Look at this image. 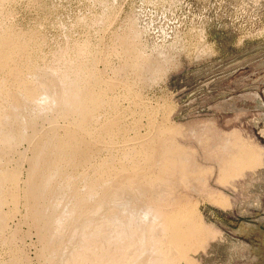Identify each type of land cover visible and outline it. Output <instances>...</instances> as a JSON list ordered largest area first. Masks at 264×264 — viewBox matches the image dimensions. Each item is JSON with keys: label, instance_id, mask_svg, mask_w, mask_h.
I'll list each match as a JSON object with an SVG mask.
<instances>
[{"label": "rangeland", "instance_id": "374dc122", "mask_svg": "<svg viewBox=\"0 0 264 264\" xmlns=\"http://www.w3.org/2000/svg\"><path fill=\"white\" fill-rule=\"evenodd\" d=\"M1 1L0 35L11 32L21 52L0 65V90L10 91H0V113L23 99L26 115L40 107L43 117L26 129L28 139L0 156V174L15 170L18 180L2 186L0 264H50L59 244L77 253L75 264H137L136 245L112 255L116 226L106 220L115 215L121 226L138 225L147 210L169 213L176 233L168 238L182 242L167 239L146 257L161 255L168 264H264V0ZM67 67L80 69L81 94L96 90L86 100L98 107L81 127L75 115L47 107L37 76ZM28 85L39 92L30 96ZM49 130L59 138L76 130L79 147L71 149L78 159L53 158L67 177L52 183L59 199L51 203L70 222L84 199L79 223L90 218L109 226L96 232L105 241L96 253L100 262L81 258L89 233L75 247L68 235L55 237L33 218L31 170ZM122 190L118 208L98 213L108 195Z\"/></svg>", "mask_w": 264, "mask_h": 264}, {"label": "bare ground", "instance_id": "6f19581e", "mask_svg": "<svg viewBox=\"0 0 264 264\" xmlns=\"http://www.w3.org/2000/svg\"><path fill=\"white\" fill-rule=\"evenodd\" d=\"M1 2H3V1H1ZM4 33H6V32H4ZM10 34H11V32H10ZM10 34L0 35V65L3 66V67H7L9 65V60H10V58H12V56H14V57L16 55L19 56L20 55V52H21V50L18 49V46L15 44L16 43L15 42L16 41V39H15L16 37H14L15 40H14V43L13 44H12V42H10V40L13 39L12 38L13 36L11 37L12 34L11 35ZM28 55H30V54H28ZM81 63H82V61H81ZM69 64H71V63H69ZM67 68H69V67H67ZM77 68L74 67V68H69L67 70H59V68H58V69H56L53 72H48V71L47 72L46 71L45 72H41V73L37 74V76L40 79L41 83L46 88V89L45 88L44 89H45V93L47 94V98L44 100V103L47 105V107L49 109H51V110H54V112H55L56 115H64V116H67V115H69V116L70 115H75V117H77L76 118L77 119V125L81 127L82 126V123L83 124H86V123L83 122V120L89 122V120H86L87 119V116L92 115L95 112V110H96V108L98 106H95L94 105L96 102L94 104H90L88 102V99L86 100V97H88V96H91V97L96 96V93H95L96 90L94 92H89V93L87 92L88 95H86V96L83 95V94H86V93H84V92H83V94L80 93V90H82V89L79 90V87L81 86V83L79 81L80 77L78 79L79 70L80 69H77ZM90 77H91V75H90ZM88 81H89V79H88ZM98 81H100V80H98ZM24 84H25V82H24ZM44 86H42V87H44ZM83 86L85 87V84ZM38 88L37 87H34V86L31 87V86L28 85L27 90L29 91V95L32 96L36 92H39L38 91ZM92 88L93 87H91V89ZM95 88H97V87L95 86ZM1 90H3V89H1ZM5 90H3V91H5ZM16 90H18V89H16ZM103 90H104V88H103ZM92 91H93V89H92ZM5 92L7 94L10 91H8V92L5 91ZM16 93H17V91H16ZM99 97H101V96H99ZM102 99H104V98H102ZM95 100H101V99H95ZM89 101H91V100H89ZM102 102H103V100H102ZM36 108H37L36 111L33 110V113H31V114L30 113L29 114L27 113V115H26L25 114V109H26V107H25V101L23 99H18L17 101H15L13 103L11 102V104L9 106V110L3 111V112L0 113V121L3 123L2 129L0 128L1 129L0 130V142H1L0 143V156H2L7 151V149L9 150V148H12L14 146V143L15 142L27 138L26 129L28 127L32 128V127H35L36 126L35 125V122L37 121V119H39L42 116L41 115V108L40 107H36ZM114 109H116V107ZM92 117L90 116V118H92ZM7 119H10L11 122L8 123L7 122ZM53 129H55V128H53ZM75 131H72V133H69V134L67 133L68 134L67 137L59 138V137L56 136V133L54 131H52V133H51L50 130H49V132L51 134L50 133H48V134H50V136L47 134L49 137L46 136L47 137L46 139L45 138H42V141L39 142L37 144V146H36L37 149L35 148L36 149V153H35L36 155H35V158H34L33 168L31 167L32 168V170H31V176L33 178L32 179L33 182H31L32 184H31V186L29 188L30 195H28V197L30 196L32 198V200L36 202V205L34 206V209L32 211L33 212V215H34L33 218H35L36 223H38L41 227L44 228V230L46 232L48 231L52 235H54V234L57 235V236H64V235L67 236L68 235L67 237L70 238V243H71V240H74V242H75V239L79 235H81L82 233H84L83 235H85L86 233H89L91 236H90V239L88 238L89 239L88 241L86 240V238L84 239L83 237L80 236V238H83L84 240H86V242H88V243H86L88 246L84 245V247L85 246L87 247V249H86V247L84 249H86L87 250L86 252H88V253L85 255V257H81L83 255L79 256L82 259L84 258V263H86L88 261H90V263L92 261L93 262H96V263L97 262H100L99 259H97L98 256H97L96 253H97L98 247H100V244L104 245L101 242H105V241L98 240L99 237L102 238V236L97 237L98 239L96 238V234L97 233L98 234L104 233V232H101L100 233V232H97V231L100 230L101 228H102V231H104L103 229L105 227H106V229H108V227L109 226L111 227V224H113L114 226H116V228H114V226H113V228L116 229V232H117V234L115 233L116 234L117 241L114 244L115 246L113 248L114 250L112 252V255H117L118 253L120 255L121 251L125 247H127L129 245H136L137 258H136V260L133 263L137 262V264H168L165 259H162L161 258V255L160 256L158 255V256H155V257H146V253H149L151 250L155 251V249H156V247L158 245L159 246H158L157 250H159V248L161 247V242H163V241L171 238V237L168 238L169 237V232H171V234L172 233L173 234L176 233L175 229L171 227V223L173 224V222H171L172 221V216L169 213L164 214V215H162L160 213V211L159 212L157 211L158 213H156L155 208L151 205L152 208H154L155 212L151 213L152 211L149 212V210H147V212H144L145 215L138 221V225L134 221L131 220V222L128 223L127 225L124 224L123 226H121V225H119L117 223L116 220H114L115 215H114L113 219L111 218L112 215L109 216L108 218L106 217L107 218L106 221L109 220V223L107 222L106 224L107 225L109 224V226L105 225L104 223H103L104 225L102 224V226H100V224H99V226H98V225L95 224L94 221L93 222L91 221L92 219L89 221L90 218L88 219V222H85V224L83 223V225H81L80 224L81 222L78 220V216H79L78 214H81L80 212H82V210L86 208V205H88V204H85L84 199L83 200L80 199L77 202V204L75 205V207L72 208V210H71L70 213L73 214V215H75V216H74V219L72 221L70 219V222H67V220H69V218H70V217L67 218L68 217L67 216V213L64 212V211H62V209L59 211V209H58L59 207L58 206L60 204L59 203H51V200H53V199L55 200L56 199V196L58 198V195H56L57 194V192H56L57 189L55 190V187H53L54 185L52 186V183H57L54 180L57 179L58 177H60V178L61 177H65V176L67 177V173H65L64 170L61 169L62 166L61 167L59 166L60 168L59 167H55V166L53 167L52 166V163H54L53 161H55L57 158H60L59 160L66 159V160H68V162L69 161H72V160L75 161V159L77 157L76 151L73 150L75 148H72L71 149V147H73V145H74V147H79V146H76L78 144V140H77V138H75L76 135H74V133H73ZM59 135H60V133H59ZM61 136H64V134H62ZM112 136H114V135H112ZM28 138H29V136H28ZM78 139H80V138H78ZM82 152H84V151H82ZM85 152H86L85 155L90 154V153L87 154L88 151H85ZM52 156H54V157H52ZM130 156H131V154H130ZM55 157H56V159L53 160V158H55ZM77 159H78V157H77ZM84 159H86V158L84 157ZM134 160H135V158H134ZM63 162H65V161H63ZM71 164H73V162ZM56 165H57V163H56ZM77 166H78V164H77ZM104 169H106V168H104ZM74 176H75V174H74ZM16 178H17V172L15 170L14 171H5L4 170V171L1 172V174H0V201H3L4 198H5V196H7L6 195V192L3 190L4 187H2L3 184L5 183V181L6 182H8V181H15ZM75 179H76V177H75ZM62 180H64V178ZM71 180H73V179L72 178L67 179V182L71 183ZM16 181H18V180H16ZM58 183H60V182H58ZM5 184H7V183H5ZM63 184H64V182H63ZM68 186H67V188H69ZM58 187L59 186H57L56 188H58ZM63 189H64V187H63ZM70 191H71V189L69 190V192ZM73 192H74V190H73ZM143 192H145V190ZM65 193L66 194H64V195L67 196V192L66 191H65ZM123 193H124V191L122 190V191L113 192L112 194L108 195L106 197V200L103 201V204H101L102 206H100V205H99L100 207L97 206L98 207L97 209L99 211L97 209L96 210L98 211V213H102L103 211L106 213V211L112 210L113 208H115V209L118 208L117 202H119L118 199L120 198V195L123 194ZM7 194H9V193H7ZM73 196H74V194H73ZM61 197H62V195H61ZM63 198L64 197H62V200H63ZM60 200H61V198H60ZM65 200H66V198H65ZM44 201L48 202V204L39 205L40 202H44ZM59 202H61V201H59ZM63 202H65V201L63 200ZM31 204H32V202L30 203V205ZM141 204H142V202H141ZM140 205H139V207H141ZM32 208H33V206H32ZM180 208L182 209V207H180ZM135 210H137V209H135ZM144 210H146V209H144ZM169 212H171V211H169ZM91 213L92 214H90V215L91 216H94L93 212H91ZM179 213H181V212H179ZM90 215L88 214V216H90ZM102 215H101V217H102ZM175 215H177V214H175ZM71 217H72V215H71ZM86 217H87V215H86ZM80 218L81 217H79V219ZM147 218H150L151 220H156V221H158V223H156V222L154 224L148 223L149 224L148 225L147 222H146L148 220ZM177 218H179V217H177ZM99 220L101 221V219H99ZM102 220H103V218H102ZM96 221H98V220H96ZM106 221H103V222H106ZM82 222H83V220H82ZM43 228H42V230H43ZM89 229H91V230H89ZM87 230L90 231V232H87ZM111 230H113V229H111ZM111 232H113V231H111ZM111 232H109V233H111ZM49 233H48V235H49V239L48 240H51L52 241V238L53 237L51 236V238H50V234ZM57 236H55V237H57ZM86 236L87 235H85V237ZM109 236H111V235H109ZM127 237H129V240H127ZM45 238H48V237L45 236ZM63 238H65V237H63ZM176 239L175 238H171L169 240V242H171L170 244H180L182 242V240L180 241V240H176ZM78 240H80V239H78ZM103 240H105V239H103ZM51 241H48V242L50 243ZM56 241H58V240L56 239ZM45 242H47V241H45ZM106 242H108V241H106ZM49 243H48V245H49ZM75 244H76V246L75 245L74 246L75 247H78L79 244L77 245L76 242H75ZM105 244H107V243H105ZM46 245H47V243H46ZM51 245H52V243H51ZM51 245H50V247H51ZM64 245L65 244H63V245H60L59 244V246L58 245H56V246L54 245L55 248L53 249V252H50V254H52V259H51V263L50 264H75L76 263L75 260L77 258L75 259L74 256L77 253L75 255L73 253H71L74 256L73 255H70V253L68 254L67 253L68 250L65 251L62 248V246L64 247ZM74 246H73V249H74ZM106 246L107 245H105V247ZM81 247H83V246H81ZM78 249H80V247ZM76 250H77V248H76ZM47 251L49 252V250H46V252ZM73 251H75V250H73ZM79 251H78V253L80 254ZM48 252H47V254H48ZM75 252H77V251H75ZM143 254H144V259H142V258L140 259V257ZM78 255H77V257H78ZM72 257L74 259H72ZM78 261H80V263H81V260H78ZM97 264H99V263H97ZM127 264H130V261L127 262Z\"/></svg>", "mask_w": 264, "mask_h": 264}]
</instances>
